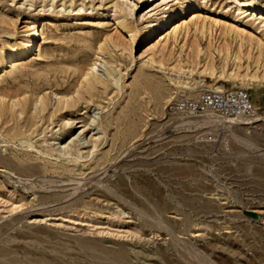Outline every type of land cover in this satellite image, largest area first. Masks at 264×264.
Returning <instances> with one entry per match:
<instances>
[{
    "label": "rangeland",
    "instance_id": "374dc122",
    "mask_svg": "<svg viewBox=\"0 0 264 264\" xmlns=\"http://www.w3.org/2000/svg\"><path fill=\"white\" fill-rule=\"evenodd\" d=\"M119 1L124 12L114 16L112 0H0V15L17 29L0 35L8 50L23 45L33 23L41 31L26 64L0 72L8 101L2 118L0 109V264H264V48L260 55L247 39L220 29L203 34L190 21L216 16L257 39L264 0H251L252 15L239 14L240 0H196L174 19L177 36L171 27L136 41L129 28L144 27L150 8L190 0ZM103 40L106 50L97 53ZM204 52L215 65L203 74L209 83L251 94L260 109L244 117L251 123L203 113L177 122L186 114L169 111L172 100L200 95L174 98L159 71L181 64L200 76ZM95 60L94 74L107 87L79 96L82 72ZM56 93L76 103L58 111ZM25 98L26 110H11L13 99ZM21 127L25 136L17 137ZM79 139L90 157L53 151L69 145L76 153ZM1 153L34 170L1 172Z\"/></svg>",
    "mask_w": 264,
    "mask_h": 264
},
{
    "label": "bare ground",
    "instance_id": "6f19581e",
    "mask_svg": "<svg viewBox=\"0 0 264 264\" xmlns=\"http://www.w3.org/2000/svg\"><path fill=\"white\" fill-rule=\"evenodd\" d=\"M176 1H178V0H176ZM110 2H111V0H110ZM181 2H183V1H181ZM239 3H240V6L237 4L239 6L237 8H238V11H241L239 14H242V15L244 13L248 12L249 9L253 5V2L251 0H240ZM110 5H111L110 12H113L114 16L124 12V8H123L124 3H123V6H122V2H120L119 0H112V3ZM151 6L154 7L153 5H151ZM195 6H196V0H190L188 3L186 2V4H179L178 3V4L166 5L163 8V10L158 11V12H154L155 8H150L148 10V12H147V13H149L148 14L149 15L148 19H147L146 22H144L146 25H144V23H143L144 27L139 29V28H136V27L134 28V26H135L134 25L133 27L131 26L132 28H129L130 31H132L134 36H135V40L134 41H136V39H138V38H141L143 40H147V39H151L152 37H156L157 35L161 36L166 29H170L174 25L173 21H174V19L176 17H178L180 14H182L184 12H187L188 10L194 8ZM244 8H246V9L243 10ZM81 9H82V7H81ZM252 12L253 11H251L249 14L252 15ZM95 13H97V12H95ZM191 16L192 17L190 18L191 19L190 21H192L193 18H194V20L197 19L198 23H195V27H196V29L201 31L203 34H206L207 31L208 32H213L214 29L215 30L220 29V34L223 35V36H225V35H234L235 37H239L241 39H247L249 41L250 45H251V48L260 50V52H261L260 55L262 54V50L264 48V37H258L256 39L255 36H253L252 34H249V33L245 32V30L243 28H240V27H238V26H236L234 24H231V23H227L226 21H223V20L217 18L216 16H207V15H205V16H201V15L197 16L195 14L191 15ZM261 18L264 19V14L261 15ZM0 25H1L2 28H4L7 25L8 26L10 25V26H12L14 28L13 30L4 29V30H2L0 32V35L2 33H9V35H15L17 33V29L15 28V21L11 22V20H8L6 17H4L2 15H0ZM124 26L128 27L126 24H124ZM181 28L184 29V35L187 36L189 34V32H190V29H189L190 27H189L188 23L184 22L182 24ZM27 29H28V27H27ZM179 29H180V27L178 25L172 27V32L174 33V35L177 36ZM40 37H41V31L39 30L37 25L35 23H33L29 27L27 38H26L25 41L23 40L24 41L23 45L20 48H18L16 50H14L15 48H11L10 50H8L7 49L8 43H6L7 41H3L1 39V41H0V47H1L0 72L6 70L8 67H12L10 69H14L17 65L26 64V62L24 60L33 51V48H35L37 46L38 39ZM111 38H112V36H111ZM175 39H177V37H175ZM242 41H245V40H242ZM106 42L104 43V40H103V44L100 43V46L97 49V51H98L97 53H103L106 50ZM221 45L222 44H220V46ZM243 45H246V44H243ZM118 47H119V45H118ZM3 48H5V50H3ZM125 49H126V47H125ZM248 49H249V47H248ZM198 50H199V48H198ZM218 52L221 53L222 51L219 49ZM202 53H203V49H200L198 51L196 59H194V60L191 59L193 61V63L195 64V66H198L200 64V61L198 59H200V57H201L200 55H202ZM204 55L206 56L205 52H204ZM236 57H237V55H235L234 58H236ZM228 58H227V60H228ZM207 59H208V55L206 56V61H205V64H204L205 68L200 72V76H195V74H194V72H195L194 70L195 69H191V68L185 69L181 64L176 65V66H174L172 68L163 67L159 71V72H161L162 75L165 76V78L168 79L167 81L170 82L169 84H171L173 86V90H174V92H173L174 96L173 97L174 98L178 97L179 95H181V96H197V95H200L201 96L205 91H217V92H225V91H227L228 88H227V86L224 83L220 84V85H218L217 83H209L207 81V77L208 76L206 77V76L203 75L204 73L207 74V71H210V72L212 71V74H213V72H215L214 61L213 60H207ZM96 66H97V61L95 60V62H93L92 66L89 68V70L87 72H82L83 79L80 81V86H79L80 88L76 90V93L79 96L82 95V91H86L89 94H92L93 91L97 89V84H100L102 86L104 85L105 87H107L106 84H104V82L97 75L94 74V70H95ZM221 70H222L221 75L225 74V71H226L225 67H222ZM231 74L235 75L236 72H231ZM250 78H251V76H250ZM237 83H236V81H233V87L237 86ZM6 91L7 90L5 88H3V87L1 88V92H0L1 118L5 115L6 109H7L6 102H8V101H6V97H5V95L7 94ZM48 96H49V94H48ZM56 96H58V102H57V110L58 111H61V110L65 109V108H71L76 103L75 98L73 96H70L69 93L61 95V96H59L58 93H56ZM40 103L43 105V110H46L48 108V103H47L46 98L41 97L40 98ZM28 104H29V99L25 98L24 102H20L18 100L13 99L12 103H11V110L13 108H15L16 106H21V108L23 110H26V106ZM202 117L205 118V119H211V120L224 122V123H227V124H234V125L235 124L244 125L245 123H251L253 121L251 118L248 119V118H244L242 116H226V115H222L220 113L214 112V111L203 112ZM90 118L92 119V122L96 121V119H95L96 117L95 116L92 115ZM189 118H190V115L186 114L185 116H183L179 120H177V122L187 121ZM68 122H70V121H68ZM98 125H99L98 128H100L101 124H98ZM24 127H21L16 132V136L17 137L19 135L20 136H25V128ZM108 131H110V130H108ZM24 139H26V138H24ZM147 140L148 139H145L144 142H146ZM28 144H29V141H28ZM31 146H33V145L30 144L29 147H31ZM76 146L79 148L76 153H70V150H68L69 145H67V146L66 145L65 146H59L57 148H53V151H55L57 154H64V155L71 154L72 158H74V160H76V161H79L82 157H88L89 156V154H87L85 156L84 153L82 152V149L87 147L85 141H83L82 139H79L78 140V144H76ZM97 147H98V143H94V149H96ZM12 166H14L18 171L21 172L20 175L21 174L30 173L31 171L34 170V166H31V167L27 168V167H23V166L17 165L16 163H14L12 160L8 159V157L4 156L1 153V172H4L5 174H7L9 176H12L13 175L12 168H11Z\"/></svg>",
    "mask_w": 264,
    "mask_h": 264
},
{
    "label": "built area",
    "instance_id": "2783aa9c",
    "mask_svg": "<svg viewBox=\"0 0 264 264\" xmlns=\"http://www.w3.org/2000/svg\"><path fill=\"white\" fill-rule=\"evenodd\" d=\"M247 89L232 88L225 92L205 91L200 97H182L169 104L173 114H200L214 111L226 116L252 117L259 112Z\"/></svg>",
    "mask_w": 264,
    "mask_h": 264
}]
</instances>
